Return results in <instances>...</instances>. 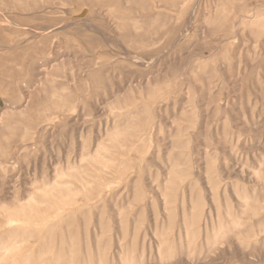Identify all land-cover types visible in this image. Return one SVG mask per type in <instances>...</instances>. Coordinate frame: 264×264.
Instances as JSON below:
<instances>
[{
    "label": "rangeland",
    "instance_id": "obj_1",
    "mask_svg": "<svg viewBox=\"0 0 264 264\" xmlns=\"http://www.w3.org/2000/svg\"><path fill=\"white\" fill-rule=\"evenodd\" d=\"M15 262L264 264V0H0Z\"/></svg>",
    "mask_w": 264,
    "mask_h": 264
},
{
    "label": "bare ground",
    "instance_id": "obj_2",
    "mask_svg": "<svg viewBox=\"0 0 264 264\" xmlns=\"http://www.w3.org/2000/svg\"><path fill=\"white\" fill-rule=\"evenodd\" d=\"M14 249H16V248H14ZM10 250H11V249H10ZM8 252H9V251H8ZM13 253L15 254V252H14V251H13ZM18 255H19V254H18ZM18 255H17V256H18ZM20 256H21V255H20ZM7 258H8V257H7ZM20 258H21V257H20ZM5 260H6V258H5ZM19 260H20V259H19ZM15 261H16V260H15ZM15 264H16V262H15Z\"/></svg>",
    "mask_w": 264,
    "mask_h": 264
}]
</instances>
